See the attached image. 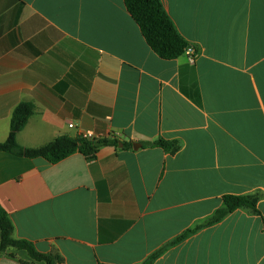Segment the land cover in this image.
I'll return each instance as SVG.
<instances>
[{
    "label": "crops",
    "instance_id": "1",
    "mask_svg": "<svg viewBox=\"0 0 264 264\" xmlns=\"http://www.w3.org/2000/svg\"><path fill=\"white\" fill-rule=\"evenodd\" d=\"M163 3L196 57H160L124 0H0V142L25 101L36 107L22 146L84 132L119 140L56 163L0 150L14 236L59 252L60 264H140L223 195L264 194V0ZM160 136L181 148L144 147ZM258 207L154 264H264V195ZM0 264L46 262L9 248Z\"/></svg>",
    "mask_w": 264,
    "mask_h": 264
},
{
    "label": "trees",
    "instance_id": "2",
    "mask_svg": "<svg viewBox=\"0 0 264 264\" xmlns=\"http://www.w3.org/2000/svg\"><path fill=\"white\" fill-rule=\"evenodd\" d=\"M127 9L139 24L142 33L151 48L164 59H174L186 53L189 49L194 50V57L198 54V48L189 41L179 30L175 21L165 8L163 0H124ZM35 104L32 102H21L13 110L10 124V131L7 139L0 142V150L8 151L26 157H44L56 163L65 157L79 152L87 159L96 157L99 149L105 145H115L118 139L108 137L90 138L84 135L69 136L60 135L41 147H25L17 140L18 133L26 126L29 118L35 112ZM144 147H162L169 153H176L180 148V141L167 139L162 136L153 141L143 143ZM125 147H131L132 143H125ZM263 192L256 191L247 194H225L222 197L223 204L214 213L197 223L193 227L185 229L173 239L152 252L140 264H154V262L165 253L171 246L179 244L189 236L197 233L204 227L211 226L230 213L239 208L248 210L253 214L261 215L258 207ZM14 223L9 212L0 204V252L9 248L25 249L32 259L45 261L46 264H60L63 261L62 255L57 251L42 252L38 250L35 242L26 238L14 236ZM98 264H107L98 261Z\"/></svg>",
    "mask_w": 264,
    "mask_h": 264
},
{
    "label": "built area",
    "instance_id": "3",
    "mask_svg": "<svg viewBox=\"0 0 264 264\" xmlns=\"http://www.w3.org/2000/svg\"><path fill=\"white\" fill-rule=\"evenodd\" d=\"M188 52L192 55V57L194 56V50L193 49H189ZM194 58V57H193ZM70 126L73 127L74 124L73 123H70ZM81 135H84V136H87V137H90V138H98L96 137L93 132H84L82 133Z\"/></svg>",
    "mask_w": 264,
    "mask_h": 264
},
{
    "label": "water",
    "instance_id": "4",
    "mask_svg": "<svg viewBox=\"0 0 264 264\" xmlns=\"http://www.w3.org/2000/svg\"><path fill=\"white\" fill-rule=\"evenodd\" d=\"M133 146H134L135 149H137V148H139L141 146V144L136 142V143L133 144Z\"/></svg>",
    "mask_w": 264,
    "mask_h": 264
}]
</instances>
